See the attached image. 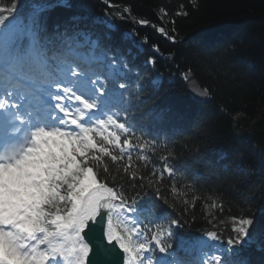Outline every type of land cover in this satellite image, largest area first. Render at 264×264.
<instances>
[{
  "label": "snow or ice",
  "instance_id": "snow-or-ice-1",
  "mask_svg": "<svg viewBox=\"0 0 264 264\" xmlns=\"http://www.w3.org/2000/svg\"><path fill=\"white\" fill-rule=\"evenodd\" d=\"M102 3L112 9L107 12L109 30H114L111 20H127L134 26L150 25L167 40L179 43L175 20L170 21L173 27L169 30L138 18L132 3ZM56 6L71 7L65 0H57L52 7ZM160 11L163 20L168 12ZM130 35H136L135 31ZM147 42L146 35L140 43ZM152 47L164 59L180 55L170 51L164 56L159 45ZM108 51L101 37L78 26L61 30L56 25L50 32L37 11L18 15L16 0L8 7L0 6V80L4 83L0 95V264H93L89 255L94 249L107 256L119 251L122 256L113 264H250L234 251L246 238L252 242L250 214L229 218L232 235L226 245L203 246L204 239L220 241L215 229L228 223L222 217L223 204L215 198H205L201 205L208 210L202 218L212 228L196 244L200 259L189 262L158 256H175L169 251L174 230L197 219L194 209L201 197L180 193L176 170L167 157H161L163 170L153 165L143 174L132 166L130 149L152 145L155 150L157 141L137 135L126 119L132 99L125 98L126 83L121 81L129 72L139 77V69L130 67L124 57L119 61L107 57ZM106 58L107 75L101 77L93 65H104ZM147 63L155 66L156 58L150 57ZM180 75L189 81L192 69ZM160 81L156 73L150 83L158 86ZM17 90H22L19 100L14 99ZM143 91L140 85L137 99ZM29 93L41 107L24 103ZM197 95L210 100L213 92L205 87ZM152 112L160 122L174 115L171 109ZM136 159L149 161L147 155ZM165 172L170 182H165ZM178 195L184 198L178 201ZM156 201L175 215L161 212L162 205ZM144 202L151 205V219L141 218Z\"/></svg>",
  "mask_w": 264,
  "mask_h": 264
},
{
  "label": "trees",
  "instance_id": "trees-1",
  "mask_svg": "<svg viewBox=\"0 0 264 264\" xmlns=\"http://www.w3.org/2000/svg\"><path fill=\"white\" fill-rule=\"evenodd\" d=\"M28 1L16 0L17 8L21 7L18 15L27 16L34 11ZM10 3L11 0H0V6L8 7ZM112 3H132L138 18L169 30L173 27L170 21L175 20L179 43L167 40L150 25L134 26L127 20H111L115 27L109 30L105 22L109 21L107 12L112 9L102 0H72L70 8L56 6L40 17L46 20L51 32L56 25L61 30L65 26L73 28L71 18L81 15L75 27L86 29L82 25L86 20L88 28L109 49V56L118 61L124 57L130 67L139 69V77L129 72L121 81L126 83L125 95L132 99L126 119L137 129V135L155 138L157 143L155 150L148 145L143 151L134 152L132 166H138L143 174L153 165L163 170L161 157H167L176 170L180 193H186L187 198L201 197L194 209L197 219L182 226L183 234L194 236L212 228L202 218L208 211L201 206L205 198H215L223 204L222 217L228 223L215 229L223 241L232 235L231 216L243 213L253 218L259 214L264 221V213L260 212L264 206V163L259 170V164L264 162V0H196L195 4L192 0H112ZM161 9L168 12L163 20ZM179 11L188 15H174ZM94 18L104 22H94ZM133 30L136 35H130ZM146 35L148 42L142 44L143 49L137 47L135 42L140 43ZM184 42L191 43L183 46ZM152 45H159L164 56L170 51L180 55L174 60L164 59ZM150 57L156 58L155 66L147 63ZM189 67L203 86L212 90L210 100H200L190 92L180 75ZM155 70L161 74L158 86L150 83ZM109 83L112 85V81ZM140 85L144 91L137 99L135 93ZM153 109L157 112L171 109L174 115L160 122L154 118ZM141 155H147L149 161L136 159ZM171 179L165 172V182ZM181 198L184 197H176L178 201ZM156 203L162 205L160 201ZM141 207L144 209L141 218L151 219V205L144 202ZM160 211L175 215L164 205ZM211 212L221 215L216 209ZM242 254L252 264H264V240L261 246L251 243Z\"/></svg>",
  "mask_w": 264,
  "mask_h": 264
},
{
  "label": "water",
  "instance_id": "water-1",
  "mask_svg": "<svg viewBox=\"0 0 264 264\" xmlns=\"http://www.w3.org/2000/svg\"><path fill=\"white\" fill-rule=\"evenodd\" d=\"M186 82H187L190 92L196 98L201 100V98L197 95V93L205 87L203 86L201 80L197 77L196 73L193 70H192L191 79ZM105 246L111 247L108 245H105ZM121 256L122 254L119 251H117L115 256H107L102 251L98 249H94V251L90 253L89 259L93 262V264H113V260H118L120 259Z\"/></svg>",
  "mask_w": 264,
  "mask_h": 264
},
{
  "label": "rangeland",
  "instance_id": "rangeland-1",
  "mask_svg": "<svg viewBox=\"0 0 264 264\" xmlns=\"http://www.w3.org/2000/svg\"><path fill=\"white\" fill-rule=\"evenodd\" d=\"M261 213H264V212H261ZM129 219H131V217H129ZM253 219V225L252 226H250V237H251V241L252 242H255L258 238H259V232L261 231V230H263V228H264V221L262 220V218L259 216V214L257 215V216H255V217H253L252 218ZM181 228H179V229H175L174 230V235H173V238H172V241H171V243H175V244H177L178 246H180V244L182 243V241H183V236L182 235H179V230H180ZM254 233V234H253ZM177 236V239L175 238ZM247 239L248 238H246V242L245 243H243L242 245H249L250 243H248L247 242ZM251 242V243H252ZM170 252H172V253H175V256L174 257H177V253H178V251H173V250H170ZM158 255H159V253H158ZM160 256V255H159Z\"/></svg>",
  "mask_w": 264,
  "mask_h": 264
}]
</instances>
